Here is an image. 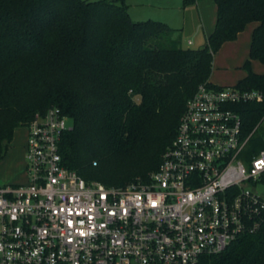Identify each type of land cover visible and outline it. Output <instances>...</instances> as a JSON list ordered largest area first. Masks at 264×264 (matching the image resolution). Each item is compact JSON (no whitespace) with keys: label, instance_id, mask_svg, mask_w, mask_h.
<instances>
[{"label":"trees","instance_id":"trees-1","mask_svg":"<svg viewBox=\"0 0 264 264\" xmlns=\"http://www.w3.org/2000/svg\"><path fill=\"white\" fill-rule=\"evenodd\" d=\"M212 1L214 27L192 49L161 21H131L122 0H0V158L17 128L55 106L71 120L58 143L66 168L105 185L147 182L187 99L200 84L220 87L208 81L213 54L247 23L245 74L234 86L264 91V73L249 67L264 64V0ZM236 110L247 134L264 101ZM249 147L264 148V135L254 132ZM202 264H264V231L237 236Z\"/></svg>","mask_w":264,"mask_h":264},{"label":"built area","instance_id":"built-area-1","mask_svg":"<svg viewBox=\"0 0 264 264\" xmlns=\"http://www.w3.org/2000/svg\"><path fill=\"white\" fill-rule=\"evenodd\" d=\"M264 91L197 86L147 182L86 181L60 160L58 107L24 128L26 180L0 185V264H202L264 231V148L236 106ZM94 164V162H92Z\"/></svg>","mask_w":264,"mask_h":264},{"label":"rangeland","instance_id":"rangeland-1","mask_svg":"<svg viewBox=\"0 0 264 264\" xmlns=\"http://www.w3.org/2000/svg\"><path fill=\"white\" fill-rule=\"evenodd\" d=\"M128 17L133 22L145 20H158L165 23L170 28H182L186 23H190L191 15H187V6L196 3L201 11L203 20L207 21L215 16L216 10L212 0H193L191 3L182 6V0H122ZM184 7V8H183ZM248 24V23H247ZM245 24V25H247ZM247 27V26H246ZM242 31H245V26ZM243 33V32H242ZM243 35V34H242ZM218 61L228 59L230 51L222 50L218 52ZM232 56V55H231ZM247 58L233 67H217L211 69L210 80L213 85L227 86L234 85L236 81L242 78L245 71L241 65ZM249 67L252 70H264V64L257 60H250ZM254 72V71H253ZM137 100L136 97H134ZM255 135H264V114L257 124ZM26 131L23 128H17L8 144L5 152L0 158V185L23 184L26 180L24 171V161L22 157L23 146L25 142Z\"/></svg>","mask_w":264,"mask_h":264},{"label":"crops","instance_id":"crops-1","mask_svg":"<svg viewBox=\"0 0 264 264\" xmlns=\"http://www.w3.org/2000/svg\"><path fill=\"white\" fill-rule=\"evenodd\" d=\"M187 8V15H191L192 19H190V23H186L187 27L183 25V27L179 29L173 28L176 30L174 36L179 37V42L181 44V47L183 48H201L205 42L206 36L212 31L214 27L215 16L210 17L208 21L207 19L205 21L203 20V15L201 14L200 8L196 3L189 4ZM254 25L255 23H248L247 25H245V31H239L233 40L223 42L219 46L218 50L212 56L211 69H213L215 66L233 67L239 65L243 61V59H245V57L247 58L250 33ZM222 50L230 51L232 56L230 55L228 59H219L218 61V52H221ZM252 71H254L255 73H264V70ZM244 74H242V77L244 76ZM208 81L213 84L210 80V76L208 78Z\"/></svg>","mask_w":264,"mask_h":264}]
</instances>
